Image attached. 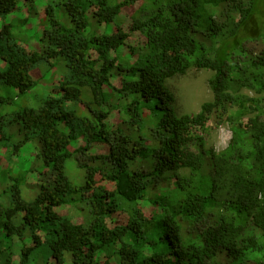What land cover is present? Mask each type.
I'll return each instance as SVG.
<instances>
[{
  "label": "trees",
  "instance_id": "trees-1",
  "mask_svg": "<svg viewBox=\"0 0 264 264\" xmlns=\"http://www.w3.org/2000/svg\"><path fill=\"white\" fill-rule=\"evenodd\" d=\"M34 1L0 0V264H264V0ZM190 67L213 100L181 118ZM215 113L219 152L192 132Z\"/></svg>",
  "mask_w": 264,
  "mask_h": 264
},
{
  "label": "rangeland",
  "instance_id": "rangeland-1",
  "mask_svg": "<svg viewBox=\"0 0 264 264\" xmlns=\"http://www.w3.org/2000/svg\"><path fill=\"white\" fill-rule=\"evenodd\" d=\"M209 3L217 4L220 0H206ZM45 0L43 1H34V5L36 6V9H42L43 5H45ZM24 18V15L23 17ZM32 22H35L34 19L31 20ZM31 26L32 23H29ZM114 26L120 32H126V24L121 18H117L114 21ZM136 42H131L129 45H135ZM137 46V45H136ZM145 57L141 56L139 58L136 57H127L125 56L124 51L121 52V54L117 57L116 61V67L120 69H128L131 67H139L143 64ZM41 74L43 77V80L38 81L39 83H36V86L29 92V94L26 96L29 97L28 99L33 102L34 104L39 103L42 101L43 96L45 97L43 84L47 81L45 79L46 74H49V77H51L52 70H49V72H45L41 70ZM60 72V71H59ZM63 72V71H62ZM60 72L59 74L61 75ZM56 73V72H55ZM56 78L58 77V74L54 75ZM213 76V72L209 70L204 69H198L196 67H190L187 72L182 76H175L171 79H168L166 81V85L168 89L173 93L174 95V102L172 104V107L174 108L175 112L177 113L178 117H187V116H194L200 111V107L202 104L211 102L213 100V94L209 87V80ZM33 77V76H32ZM34 78V77H33ZM240 94L242 97H248V98H255L256 95L252 91L247 90H241ZM82 99L84 101H91V95L87 88H82ZM251 104V102H250ZM249 115L248 117H250ZM244 123H246L244 121ZM231 126L229 123H227L226 119L221 116L220 114H213L210 118L209 122L207 123L206 127L201 129H193L192 132L196 137L201 138L202 143L204 145V148L207 150H212L214 152H219L223 149H225L230 140H231ZM78 141H82V139H79ZM79 145L76 144L73 146V150L76 149ZM93 154H99L100 149L97 144L93 145ZM191 150L196 151L195 147H191ZM22 154L23 158V164L21 166L22 169L29 168V166L32 165V162L27 160L25 155L29 154L27 150L20 149V153ZM147 152L142 153V157L144 158L146 156ZM78 156V155H77ZM17 160V159H16ZM67 169L73 170L75 172L74 168V161H70L67 163L66 166ZM181 175L186 176L188 174L187 170H180L179 171ZM164 193L167 195H175L178 199H181L180 192H177L176 190H164ZM59 211L63 212L65 215L71 217L75 222L79 220L78 212L69 206L59 209ZM195 231V230H194ZM193 232V231H192Z\"/></svg>",
  "mask_w": 264,
  "mask_h": 264
}]
</instances>
